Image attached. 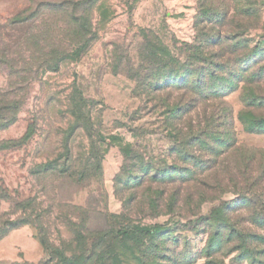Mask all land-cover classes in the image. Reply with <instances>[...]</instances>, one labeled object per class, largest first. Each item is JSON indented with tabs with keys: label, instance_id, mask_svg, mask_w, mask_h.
I'll return each instance as SVG.
<instances>
[{
	"label": "rangeland",
	"instance_id": "374dc122",
	"mask_svg": "<svg viewBox=\"0 0 264 264\" xmlns=\"http://www.w3.org/2000/svg\"><path fill=\"white\" fill-rule=\"evenodd\" d=\"M263 68L264 0H0V235L28 231L9 254L264 264V133L239 118L264 116Z\"/></svg>",
	"mask_w": 264,
	"mask_h": 264
},
{
	"label": "trees",
	"instance_id": "16d2710c",
	"mask_svg": "<svg viewBox=\"0 0 264 264\" xmlns=\"http://www.w3.org/2000/svg\"><path fill=\"white\" fill-rule=\"evenodd\" d=\"M246 67H243L241 69V71L243 72H247L251 65L249 63H247V65H245ZM262 71H264V68L261 69ZM261 70H259V72L256 74V72L252 73L251 76V80H254V77H256L257 75H260V72H262ZM199 81H202V77L198 79ZM204 84V82H203ZM202 85V84H201ZM219 88H222L219 86ZM218 88V89H219ZM222 93V92H220ZM245 105L246 107H252V110H260V111H264V95H259L258 93H253L251 94L250 99L245 101ZM252 112V111H251ZM244 113V112H243ZM243 113H240V121L243 124V127L248 130L249 132H256V133H264V116H262L261 114H253L252 113V117L251 120H246L242 115ZM13 121H15V118L9 120V122L7 123V125L9 123H12ZM214 141H216V143H218L220 146H222L221 148H219V151H222V148H224L225 145L229 144V142L227 141V139H224L222 136H217L216 138H214ZM43 169L45 171H51V172H55L57 174H59L60 176L64 177L66 176H71V173L67 171L66 168H64V166H61L60 163L54 162L51 164H45L43 166ZM17 226H15L14 228H16ZM8 231L2 233L0 235V239L2 237H4L7 234ZM241 238L243 239L244 236L243 234H241ZM243 241H246V237ZM98 244L99 246V242L98 241H93V239H89L88 240V244L87 247L85 248L86 251H88L87 254L84 255V257L80 258V264H88L93 256L95 255L94 253V249L96 248V245ZM108 249V246L106 247V250ZM84 250V251H85ZM105 251V248H104ZM103 251H100L99 253H101ZM97 260V258H95L93 260V263H95V261Z\"/></svg>",
	"mask_w": 264,
	"mask_h": 264
},
{
	"label": "crops",
	"instance_id": "0c3cea01",
	"mask_svg": "<svg viewBox=\"0 0 264 264\" xmlns=\"http://www.w3.org/2000/svg\"><path fill=\"white\" fill-rule=\"evenodd\" d=\"M16 229H18V230H16V231H12V230H10V231H8V233L4 236V237H2L1 239H0V252H4V250H7V254H8V257H10V264H20L21 262H19L18 263V261L17 260H15V258H14V256H12L11 254H9V250H8V248L5 246V243L10 239V237L13 235V234H16V233H23L24 232V234H26L27 236H28V231L25 229V228H23V227H18V228H16ZM12 231V232H11ZM13 241H11V242H9L8 243V245H10V244H12L13 245V249H14V244L12 243ZM12 256V257H11ZM26 262H28V261H24V263L23 264H25Z\"/></svg>",
	"mask_w": 264,
	"mask_h": 264
}]
</instances>
